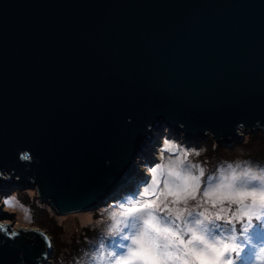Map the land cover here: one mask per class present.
Listing matches in <instances>:
<instances>
[{
  "label": "water",
  "instance_id": "95a60500",
  "mask_svg": "<svg viewBox=\"0 0 264 264\" xmlns=\"http://www.w3.org/2000/svg\"><path fill=\"white\" fill-rule=\"evenodd\" d=\"M164 124L195 145L264 135V0H0L1 194L96 209ZM0 225L20 234L0 231V264L50 263L48 232Z\"/></svg>",
  "mask_w": 264,
  "mask_h": 264
},
{
  "label": "snow or ice",
  "instance_id": "6c2138e0",
  "mask_svg": "<svg viewBox=\"0 0 264 264\" xmlns=\"http://www.w3.org/2000/svg\"><path fill=\"white\" fill-rule=\"evenodd\" d=\"M175 147L166 142L167 151ZM21 158L28 160L30 157L25 154ZM193 167L198 166L177 159L166 175L162 165L149 170L151 178L145 179L132 193L130 205L122 213L121 232L128 234L120 236L126 242L120 245L122 252H111L115 258L113 264H245V254L252 245L253 236L264 231V169L205 180L202 203H211L213 208L219 205V210L213 213L204 208L193 214L187 208L169 207L168 202L169 197L173 205L196 200L205 173L200 169L199 176L194 175ZM13 200L5 198L4 205L14 207ZM225 202L239 207L232 212L230 207H223ZM229 212H232L231 217ZM245 217L247 222L242 226L241 237H237L235 226L225 228L217 223L223 221L224 225H232L233 220L242 221ZM29 219L26 213L25 220ZM0 231L12 237L20 235L9 232L2 225ZM44 240L50 246L46 236Z\"/></svg>",
  "mask_w": 264,
  "mask_h": 264
},
{
  "label": "rangeland",
  "instance_id": "374dc122",
  "mask_svg": "<svg viewBox=\"0 0 264 264\" xmlns=\"http://www.w3.org/2000/svg\"><path fill=\"white\" fill-rule=\"evenodd\" d=\"M154 134H156L153 138L158 140L160 143L159 145L155 144H149L147 142L148 147L155 149L156 152L150 151L149 155L141 156L140 159H136V163L141 161L138 166V173L136 175V181L138 182L136 185L132 183L129 184L126 188L122 189V192H120L118 195L113 197L112 199L106 201L102 205L98 206L96 209L89 210V211H82L77 213H70L66 215L61 214H54V209L50 205L49 202L41 200L38 196L37 189L34 187H25L22 189H13L9 191L8 193L1 194L0 193V208L4 211L9 213L10 215L13 214V218L9 219H0V224L4 223H10L11 228L18 229V228H39L36 224H39V216L42 211L47 210L52 215H55V219L59 224L63 227V235L61 236L63 242H65V245L70 244L71 242H80V237L83 236V228L86 226H89L95 230H97L98 235L100 236L98 238L96 246H94V250L98 253V258L101 260L102 257L109 255V249L106 246V240L110 237L109 233L105 231L104 223L106 215L104 213L105 209H107L109 206L113 207V209H117L120 207H125L130 205L129 201V195L130 193H133L137 189L138 186L142 184V182L145 179H150V169L155 168L157 165L163 166V156L162 153H160V148L162 149V146L167 142L168 144L175 145L177 148L176 152H179L180 149L178 145L181 146V150L183 153H187L197 150L203 149L201 144L205 143L204 141L200 143V145H197L198 147H195L194 143H187L183 140L182 134L177 135L175 132L169 131V128L167 125H163V129H155ZM249 133H243L244 140L241 141V143H244L248 138ZM260 144V139H256L254 141V147L253 148H246L244 146L239 145L236 143L235 145L229 146L230 149L235 151L234 155H231L230 157H222V163L218 164L217 170H215L214 177L213 178H226L231 177L233 173L239 175L243 171H249L250 173H257L259 170L264 169V159L261 157H246V155L250 153H254L258 150V146ZM234 146V147H233ZM232 147V148H231ZM145 149V148H144ZM165 153H169L168 151H164ZM171 152V151H170ZM175 152V153H176ZM172 153V154H175ZM150 156L154 157L155 159L160 157L161 160H155L154 163L151 165L146 162V160L150 159ZM172 162L174 161V156H171L169 158ZM193 174L199 176V172H197L196 169L193 168ZM211 174V173H210ZM209 175L207 177V180L211 179ZM162 180V177H161ZM201 182L202 177H201ZM130 188V189H129ZM203 187L201 188L200 192L197 193L196 200L191 201V203L188 204V210L192 211L193 214H196L200 211H203L204 208H207L210 212H217L219 210V205L215 208L212 207L211 203H202L203 201ZM121 193H127V194H121ZM129 194V195H128ZM123 196V197H121ZM5 198H14L13 203L14 207H6L4 205V199ZM154 198V197H152ZM120 202V203H118ZM202 204V206H201ZM170 205V203H169ZM225 208H231L232 212L236 210L237 205L232 204L229 205L227 202L223 205ZM180 209H184L185 207H178ZM54 210V211H53ZM232 212L228 213V216L231 217ZM28 214L30 217L29 220H25V214ZM98 215V216H97ZM187 216V212L185 213ZM247 222V218L245 217L242 221H236L233 220L232 225H224L223 221H218V224H221L225 228H231L232 226H235L238 231L236 232L237 237H241L242 235V226L244 223ZM44 231H47L44 229ZM227 235V233H225ZM238 242H242L241 240H238ZM93 245V243H91ZM123 244V242H122ZM124 244L126 242L124 241ZM61 247V246H60ZM64 247V246H62ZM61 247V249H62ZM264 249V231L258 232L253 236V242L252 245L248 248L247 253L245 254V264H264V252L261 250ZM87 250V249H86ZM61 252H65L66 250L62 249ZM88 251V250H87ZM119 253L122 252L121 247L119 248ZM62 257V261L64 260V257ZM235 258V254L233 253V259ZM53 258V251L52 255L49 257L50 264L52 263Z\"/></svg>",
  "mask_w": 264,
  "mask_h": 264
},
{
  "label": "trees",
  "instance_id": "16d2710c",
  "mask_svg": "<svg viewBox=\"0 0 264 264\" xmlns=\"http://www.w3.org/2000/svg\"><path fill=\"white\" fill-rule=\"evenodd\" d=\"M256 139L258 140L260 139V144L257 145L258 150L255 152L256 154L250 153L246 155V157H261L264 159V135L261 132H256L252 134L249 133L248 138L244 143L235 142L234 145L238 143L241 146L251 149L254 147V141ZM204 142L205 143L201 144L202 148L204 147L203 149L197 150V148H195L196 149L195 151L192 152L188 151L186 156L182 152L180 145H178L180 149L179 152L175 154H172L170 152L165 153L163 158L164 174L166 175L167 169L172 167L173 162L169 158L171 156H174V161L180 159V160H184L187 164L198 166V167H193L194 169L197 170V172H199L200 169H204L205 174L202 177L203 182L207 180V177L209 175H213L210 176L211 178H213L214 177L213 173H215V170H217L218 164L222 163L223 160L222 157L224 156L230 157L231 155L235 154V151L230 149L229 146L217 143L212 137H210L207 141ZM195 147L198 146L195 145ZM203 182H202V187H203ZM162 187L163 185L161 183V188ZM132 189L134 192L135 188L133 187L131 188V190ZM121 194H127V193H121ZM131 195L132 194L130 193L129 196ZM170 201H171V197H169L168 202L170 203ZM191 201L193 200H189L187 204L181 202L179 204L173 205L170 203L169 207L188 208V204L191 203ZM246 203H251V201H246ZM128 206L120 207V210L119 208L115 210L113 209V207L110 206L107 209H105L104 213L106 215L105 218L106 222L103 225L105 227V231H107L110 236L105 243L110 252L108 256L102 257L101 260L97 257L98 253L94 250V246H96L98 238L100 237L97 233V230L89 226H86L83 228V236L80 237V242L78 241L71 242L70 244L65 245V242H63L61 238V236L63 235L62 225L57 222V220L55 219V215H52L47 210L42 211L39 216L40 225L38 224L36 225L37 227L40 226L39 228L42 230L46 229L47 230L46 232H48V235L52 238L53 258H54V260H52V263L53 264H113L115 258L111 256V252L115 251L119 253L118 250L120 248V245H122V242L124 244V240H122L120 236L128 234L127 231L121 232L124 223V218L122 216V213L126 210ZM54 214H56L55 211ZM91 243H93V245ZM60 246L61 247L64 246L62 247V249L66 251L61 252L60 250L62 249ZM61 256L64 257L63 261Z\"/></svg>",
  "mask_w": 264,
  "mask_h": 264
},
{
  "label": "bare ground",
  "instance_id": "6f19581e",
  "mask_svg": "<svg viewBox=\"0 0 264 264\" xmlns=\"http://www.w3.org/2000/svg\"><path fill=\"white\" fill-rule=\"evenodd\" d=\"M176 150H177V148H174L171 152H170V151H168V152H170V153H175ZM163 151H167V150H166V143L162 146V149L160 148V153H162ZM176 153H177V152H176ZM156 160L158 161V160H161V159H160V157H158V158H156ZM160 165H161V163H160Z\"/></svg>",
  "mask_w": 264,
  "mask_h": 264
},
{
  "label": "built area",
  "instance_id": "2783aa9c",
  "mask_svg": "<svg viewBox=\"0 0 264 264\" xmlns=\"http://www.w3.org/2000/svg\"><path fill=\"white\" fill-rule=\"evenodd\" d=\"M50 264V263H49Z\"/></svg>",
  "mask_w": 264,
  "mask_h": 264
}]
</instances>
